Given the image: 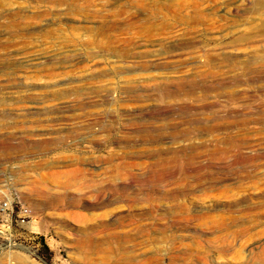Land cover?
I'll return each mask as SVG.
<instances>
[{
  "label": "rangeland",
  "instance_id": "1",
  "mask_svg": "<svg viewBox=\"0 0 264 264\" xmlns=\"http://www.w3.org/2000/svg\"><path fill=\"white\" fill-rule=\"evenodd\" d=\"M0 264H264V0H0Z\"/></svg>",
  "mask_w": 264,
  "mask_h": 264
},
{
  "label": "built area",
  "instance_id": "2",
  "mask_svg": "<svg viewBox=\"0 0 264 264\" xmlns=\"http://www.w3.org/2000/svg\"><path fill=\"white\" fill-rule=\"evenodd\" d=\"M7 207V202L6 201H4L3 203H2V205H1V209H5ZM27 213H28V209L27 208H24L23 209V214L24 215H27Z\"/></svg>",
  "mask_w": 264,
  "mask_h": 264
}]
</instances>
